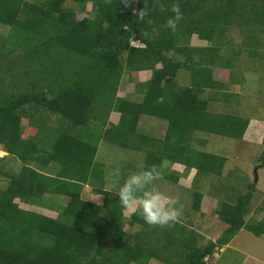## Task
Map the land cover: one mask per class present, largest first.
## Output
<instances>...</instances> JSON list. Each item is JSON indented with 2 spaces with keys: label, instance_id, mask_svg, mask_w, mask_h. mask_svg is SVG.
Instances as JSON below:
<instances>
[{
  "label": "trees",
  "instance_id": "obj_1",
  "mask_svg": "<svg viewBox=\"0 0 264 264\" xmlns=\"http://www.w3.org/2000/svg\"><path fill=\"white\" fill-rule=\"evenodd\" d=\"M81 1L91 3L92 16L85 15L83 2L74 10L64 7L66 0H0V24L9 26L7 34L0 35V64H9L5 73L11 75L8 82L0 80V145L21 164L17 171L0 170L7 178L0 187V264H149L151 259L205 264L207 256L241 230L264 239V215L253 218L250 209L254 184L233 202L217 201V206L214 196L199 189L206 175L223 174L226 161L204 149V136L240 139L248 126L241 115L210 110L218 94L204 97L203 91L222 89L216 69H226L227 81L237 84L234 62L242 48L264 59L259 50L264 41L258 37L264 32V0H179L183 20L175 32L164 27L170 11H150L138 21L119 0ZM163 2L171 5L173 0ZM144 4L152 9L153 0H139L134 7ZM231 25L242 27L243 36L236 53L225 56L220 51L231 46L232 39L226 37ZM154 31L159 33L155 39L144 35ZM192 36L205 43L192 45ZM15 49L18 53L12 56ZM181 70L187 72L183 84L178 81ZM125 72L141 100L119 95ZM23 81L27 90L15 96ZM31 104L43 119L26 114ZM97 107L104 111V120L110 108L119 113L101 137L143 151V170L160 166L163 179L174 183L194 170L190 206L225 224L216 239L201 243L204 237L192 228L188 216L172 229L150 227L138 212L125 214L118 193L110 196L98 185L103 173L95 161L97 145L77 134L100 119ZM141 115L165 121L162 138L136 130ZM52 130L57 133L51 135ZM262 157L264 166V152ZM53 163L58 165L53 173L34 167ZM172 164L180 166L174 175L168 172ZM95 181L99 187L93 189L103 197L100 203L80 196L83 186ZM48 194L67 201L61 205ZM203 195L208 202L202 205ZM20 203L54 210L56 215ZM126 224L134 229L129 232Z\"/></svg>",
  "mask_w": 264,
  "mask_h": 264
},
{
  "label": "rangeland",
  "instance_id": "obj_2",
  "mask_svg": "<svg viewBox=\"0 0 264 264\" xmlns=\"http://www.w3.org/2000/svg\"><path fill=\"white\" fill-rule=\"evenodd\" d=\"M29 1L42 2L43 0ZM80 2L83 1L66 0L64 7L78 10ZM83 4L85 6V15L92 16L93 12L91 3L85 1ZM123 9L125 8L123 7ZM77 14L81 16V12H78ZM8 30V25L0 24V35L7 34ZM242 36V27L235 25L228 26L226 37L232 39L231 46L224 45L220 53L225 56H233L238 49V43L241 41ZM258 37L260 41H264V32H261ZM190 43L192 45L204 44L205 41H201L196 38V36H192ZM262 47H264V43ZM259 50L261 53L264 52V48L260 47ZM17 53L18 49H15L14 53L11 55L14 56ZM7 60L8 58L6 57L4 61ZM234 63V69L238 71V74L235 75V77H237L236 80H238L236 81L237 84L227 81L228 71L226 69H216L214 71V76L218 80L223 81L224 85L220 90H204L203 96L206 97V95L213 92L217 93L218 98L211 99L210 110L218 111L221 109L226 113L241 115L242 117L247 118L248 124H250L247 130H245L243 138L233 139L231 137L214 134L211 141L205 142L206 146L209 147L204 148L205 150L227 154L226 156L228 158L224 162L223 174L206 175V178L203 177V179L199 181V185L201 186L199 189L205 194L208 193L207 195L209 197L214 196V201L217 206V201L219 204L221 201L233 202L238 195L244 194L249 190L250 184H254L250 209L253 213V218L258 219L264 215V208L259 213L254 211L258 206L264 207V166H261L263 159V157L261 158V154L264 151V59L253 58L242 48V52L239 53ZM7 67H9V64L7 63L0 64V80L3 79L8 82L11 79V75H6L5 69ZM126 72L120 81L119 95L125 93L130 100L139 101L142 99V95L134 90L135 83L126 79ZM141 74H144V72ZM136 79H138V77ZM178 81L180 84L187 82V72L185 70L180 71ZM18 84L19 89H14L15 96L18 95L20 91L27 90L25 81ZM221 95H223L224 98ZM33 105L34 104L26 106V114L28 116L35 114V107ZM96 113L100 115V119H98V121L89 122L87 126L78 129L77 134H84L81 136H83L85 140L97 145L95 161L101 164L100 168H102L103 173V182H99L98 180V185L107 190L110 196H113L119 192L120 186L129 175L143 170L142 166L145 154L143 151L133 148H124L103 139L101 134L104 129L109 127V122H117L119 113L110 108V110L107 111L105 120L103 119L104 111L99 107H97ZM35 115L39 118V116H37L38 114ZM39 119L41 120L43 118ZM47 122H50L52 125L51 120L48 119ZM164 126L165 121L163 119L145 115L139 116L136 130L149 136L154 135L162 137L164 132L160 133V131ZM54 132L55 130H52L50 132L51 135H53ZM56 133L57 132H55V134ZM204 139L208 141V137L204 136ZM133 140L136 141V139ZM151 144L154 146V143ZM20 165V162L13 156L7 154L0 145V170L3 171L10 169L17 171ZM34 167L39 170L43 169L48 173H53L58 169L56 163L51 164L50 167L34 164ZM117 167L120 168L122 173L119 181H116L108 175V172L111 169ZM227 172L228 174L226 175ZM95 177H98V174ZM217 177L218 180L216 181ZM256 177L258 181L255 182ZM6 179V176L0 171V187L5 186ZM93 184L94 185L85 184L80 196L83 199H90L91 201L100 203L102 202L103 197L102 195L96 194L93 189L99 186L95 185L96 181ZM167 188L168 191H165L162 179L155 181L152 185V190L160 191L166 196L175 197L179 200L178 207L182 206L183 210L180 221H185L187 218L186 216H188L192 228L199 231L204 237L203 240H201V243H205L208 239H216L220 232L225 228V224L216 217H204L200 212H194L192 210L190 206L192 200V187L186 191H177L175 190L177 188L174 189L171 184L168 183ZM47 196L50 197V199L54 198V200L61 205H64L67 201V198L62 195L56 196L54 194H48ZM204 201L208 202L206 198ZM20 205L24 208L36 209L37 211H41L50 216L56 215V211L54 210L42 209L40 207H33L22 203H20ZM127 211L128 210L124 211L126 215L129 214ZM128 225L129 224L125 225V229L130 232L134 229V226L132 225V227H129ZM136 228L138 227L135 225V229ZM241 231L243 233L236 234L229 244L223 245L219 249H215L212 256H207L205 258V264H264V239L254 236L247 230ZM250 251H253L255 254ZM234 259H236V261H234ZM149 264L161 263L156 259H151Z\"/></svg>",
  "mask_w": 264,
  "mask_h": 264
},
{
  "label": "clouds",
  "instance_id": "obj_3",
  "mask_svg": "<svg viewBox=\"0 0 264 264\" xmlns=\"http://www.w3.org/2000/svg\"><path fill=\"white\" fill-rule=\"evenodd\" d=\"M138 2L139 0H119L125 9H131L138 21H144L149 16L150 11L158 10L160 13L170 11L172 15L165 21L164 27L172 32L178 29L180 21L183 20L179 0H173L171 5L164 3L163 0H153L152 9H149L146 4L143 8L133 7V4ZM148 23L151 24L152 21L149 20ZM144 35L149 36L150 39H155L159 33L155 31L151 34L145 32ZM108 175L119 181L122 173L117 167L111 169ZM161 179H163V171L157 165H151L142 171L129 175L119 188V203L125 210L138 212L143 221L150 227L172 229L180 223L183 210L182 206L178 207L179 200L177 198L152 190L154 182Z\"/></svg>",
  "mask_w": 264,
  "mask_h": 264
},
{
  "label": "crops",
  "instance_id": "obj_4",
  "mask_svg": "<svg viewBox=\"0 0 264 264\" xmlns=\"http://www.w3.org/2000/svg\"><path fill=\"white\" fill-rule=\"evenodd\" d=\"M141 116H145V115H141ZM255 120V119H254ZM250 124V123H249ZM249 124H248V126H249ZM258 125V124H257ZM248 126H247V128H248ZM247 128H246V130H247ZM264 128V127H263ZM164 130H165V128L163 127L162 129H161V131H160V133H162V132H164ZM145 134V133H144ZM213 135L214 134H208V135H205L206 137H208V141H206V140H204V147H206V148H209L208 146H206V143L205 142H209V141H211L212 140V138H213ZM216 135V134H215ZM245 135V134H244ZM151 136H153V137H158V136H154V135H151ZM162 137H163V135H162ZM162 137H158V138H162ZM243 138V137H242ZM244 138H245V136H244ZM231 139V138H230ZM234 139V138H233ZM215 154H219V155H222L223 157H225V159H227L228 157L226 156L227 154H220V153H216L215 152ZM180 169V166L179 165H177V164H172V165H169V167H168V172L169 173H171L172 175H174L173 173L174 172H176V171H178ZM174 170H176V171H174ZM193 172H194V170H190L189 172H188V174L185 176V177H183V176H178L179 178V180H177V182L176 183H174V182H170V181H168V180H165V179H162V184H163V187H164V189H165V191H168V188H167V184L168 183H170L171 184V186L175 189V188H177V189H175V190H177V191H182V190H188V189H190V187H192L191 186V184L189 185V183H190V181H191V179L193 178ZM192 189V188H191ZM179 194V193H178ZM206 196L207 195H203V198H202V205H203V203H204V199L206 198ZM129 212H131L130 210H128L127 211V213H129Z\"/></svg>",
  "mask_w": 264,
  "mask_h": 264
},
{
  "label": "water",
  "instance_id": "obj_5",
  "mask_svg": "<svg viewBox=\"0 0 264 264\" xmlns=\"http://www.w3.org/2000/svg\"><path fill=\"white\" fill-rule=\"evenodd\" d=\"M255 181H257V177L255 178Z\"/></svg>",
  "mask_w": 264,
  "mask_h": 264
}]
</instances>
